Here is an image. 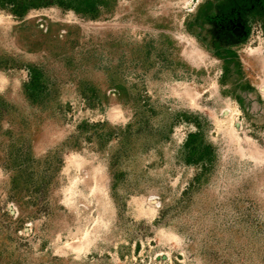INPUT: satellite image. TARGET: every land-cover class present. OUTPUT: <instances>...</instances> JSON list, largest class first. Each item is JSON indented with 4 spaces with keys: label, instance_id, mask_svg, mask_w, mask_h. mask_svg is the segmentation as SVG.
Instances as JSON below:
<instances>
[{
    "label": "rangeland",
    "instance_id": "1",
    "mask_svg": "<svg viewBox=\"0 0 264 264\" xmlns=\"http://www.w3.org/2000/svg\"><path fill=\"white\" fill-rule=\"evenodd\" d=\"M7 1L0 264H264V0Z\"/></svg>",
    "mask_w": 264,
    "mask_h": 264
},
{
    "label": "trees",
    "instance_id": "2",
    "mask_svg": "<svg viewBox=\"0 0 264 264\" xmlns=\"http://www.w3.org/2000/svg\"><path fill=\"white\" fill-rule=\"evenodd\" d=\"M13 2V6L15 7V9H18L20 7V4L15 1V0H8L7 2ZM6 2V3H7ZM253 0H251V2L248 0V4H252ZM23 7V3H21V9ZM20 9L16 10L15 12H19ZM237 16V12L235 9L233 10H228L227 12L223 13L222 15L219 14L218 16L215 17L214 21L217 25L222 23V22H225L226 20H228L229 18H236ZM210 20H211V17H208Z\"/></svg>",
    "mask_w": 264,
    "mask_h": 264
}]
</instances>
